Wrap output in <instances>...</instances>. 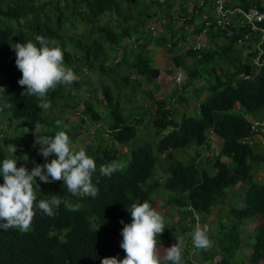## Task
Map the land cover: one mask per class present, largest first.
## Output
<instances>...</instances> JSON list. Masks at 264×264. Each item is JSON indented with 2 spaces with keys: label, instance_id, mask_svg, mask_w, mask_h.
I'll return each mask as SVG.
<instances>
[{
  "label": "trees",
  "instance_id": "1",
  "mask_svg": "<svg viewBox=\"0 0 264 264\" xmlns=\"http://www.w3.org/2000/svg\"><path fill=\"white\" fill-rule=\"evenodd\" d=\"M178 1L0 0V88L5 90L0 89V115L13 122V128L19 133L13 137L0 130V143L17 146L15 156L20 164L17 167L24 166L31 172L45 160L39 154L40 146L35 144L36 137L54 136L55 132L63 130L72 142L86 129V121L99 123L100 120L99 133L96 130L97 144L83 147L96 163L91 179L99 190L98 195L94 198L72 196L63 181L42 183L37 177L36 182L33 181L36 204L53 195L61 198V204L53 209V216L34 206V217L27 231L0 229V264H101L103 258L111 257L122 260L126 253L120 247L124 226L120 221L131 223L128 210L133 203L148 201L155 208L154 193L162 188L168 194L161 202L182 211L183 218L187 215L193 220L192 214L205 215L217 205L224 204L228 198L226 189L238 183L244 186L242 203L239 206L229 203L223 209L229 223L218 222L217 249L203 251L201 255L208 259L219 254L213 264H231L230 256L233 257L242 243V223L254 222L247 260L250 264H264V182L255 180L258 166L252 164L262 156L255 154L252 144L247 141L254 131L244 118V115H251L258 123L262 122L261 134L264 135V68L255 71L251 66L249 57L253 56V51L241 60L236 46L229 39L214 50L212 47L219 36L217 32H210L211 47L199 58L190 48L181 52L184 45L190 44L188 36L200 30L203 20L197 21L192 9H187L185 3L188 0ZM201 1L206 8H198L197 15L211 18L212 0ZM259 3L256 0H231L230 5L247 8L255 4L264 11V4ZM174 4L177 5L174 7ZM76 17L88 25L78 34L68 31V25L73 26ZM186 25L191 31H182L178 35L177 32ZM261 25L264 27V21ZM149 26L153 28L149 29ZM155 29H160L161 33L159 39L153 40L154 45L169 44L164 50L168 60L166 73L171 74L173 67H180L186 73L183 89L178 88L177 97L169 90L159 96L153 91L159 71L152 66L153 58L147 55L152 49H147V45ZM37 35L52 42L50 46L62 49L65 65L77 78L81 77L84 68L97 74V85L89 89V93L75 92L80 89V82L90 86L84 76L80 81L76 79L67 84L71 90H64L63 84L49 90L46 97L51 104L49 110L55 108V113L49 116L48 110L38 106V98L26 93V86L18 84L22 73L16 67V53L12 48L16 43H37ZM108 50L119 52L118 58H109ZM223 64L229 68L225 65L223 68ZM119 69L123 72L118 74V81L102 82L101 77L111 76ZM132 70L140 75L146 74L141 80L146 85L151 83V88H141L140 79L132 80ZM170 82L171 85L174 83L171 79ZM122 87L128 91L122 92L123 102L140 109L135 119L123 113L124 106L119 102ZM186 87L190 88L193 106L187 112H177L175 101L184 99ZM96 90H99L100 97L96 96ZM139 97L142 104L137 102ZM171 98L175 101L170 102ZM97 103H103L106 114L97 109ZM235 107L241 112H234ZM75 108L80 114L77 123L71 122L68 115ZM57 120L62 121V126L57 127ZM68 123V127H63ZM146 123L153 129L156 154L152 152L151 141L143 142L128 148L124 163V155L117 154L115 146L133 144L131 141L138 129L148 127ZM37 125L44 130L35 132L36 136L29 139L28 135ZM70 126L73 131H69ZM208 137L218 139L219 148L214 156L206 158L210 163L204 166L197 160V150L207 145ZM19 147L29 149L32 158L24 157ZM176 150H191L193 156L187 161L178 160L174 157ZM160 155L166 160L165 165L161 164L162 177L154 173ZM9 156L5 149H0V162ZM55 158L49 156L45 163ZM112 161L120 162L122 169L110 177L102 175L100 166ZM65 201L79 204L80 208L70 211L65 207ZM164 227L161 235L171 232L170 225L164 224ZM180 228L188 235L193 231L185 226ZM161 235L157 241L161 240Z\"/></svg>",
  "mask_w": 264,
  "mask_h": 264
},
{
  "label": "clouds",
  "instance_id": "2",
  "mask_svg": "<svg viewBox=\"0 0 264 264\" xmlns=\"http://www.w3.org/2000/svg\"><path fill=\"white\" fill-rule=\"evenodd\" d=\"M150 27L153 28V26H149V29ZM36 42L39 46L37 43L28 41L23 44L16 43L12 48L16 53V67L22 73V78L18 84L22 87L26 86V93L37 97L40 101L38 106L47 110L51 107L50 102L46 99L49 90L54 89L59 84H70L77 77L74 71L65 65L63 51L60 47L50 46L52 42L40 35L36 36ZM213 46L214 50L219 49L217 48L219 46L217 41ZM234 46L236 48L247 47L248 52L253 51V56L255 55L253 43L247 46L235 44ZM262 50L264 54V49L262 48ZM236 51L239 54V50ZM253 56L249 57V61L255 71L264 68V66L256 67L252 64L251 58ZM170 79L174 82L172 78ZM247 116L244 115V118L250 122L251 126L256 123L253 128L250 126L254 134H261L260 124L262 122L258 123L257 120L254 121ZM56 125L57 127L62 126V121L57 120ZM63 127L66 128L67 125H63ZM35 144L40 146L39 154L45 160L49 156L56 158L43 165H36L31 172L24 166L17 167V157L15 156L18 150L17 146L11 143L6 146V151L10 156L0 162V177L3 178V183L0 184V229L18 228L21 231H27L34 217V206H38L48 216L55 215L53 209L60 206L61 198L53 195L50 196L49 200H40L37 205L33 188V181L36 182L37 177L42 183L63 181L67 192L72 196L94 198L98 195L99 190L93 186L91 179L92 174L96 171L94 159L87 155L83 147L77 149L65 131H57L54 136L36 137ZM25 157L27 158V156ZM122 167L120 162L112 161L101 165L100 172L102 175L110 177ZM65 207L70 211H77L80 205L65 201ZM128 211L130 212L131 223L124 224L122 220L120 221L124 225L121 231L122 242L120 247L126 253L125 258L122 260L116 257L103 258L101 264H167V262L180 264L184 243L182 238H177L176 244L164 249L163 257L158 252L157 237L165 229L162 215L148 201L133 203ZM189 236L193 246L197 249H206L211 245L207 236V226L195 227Z\"/></svg>",
  "mask_w": 264,
  "mask_h": 264
},
{
  "label": "rangeland",
  "instance_id": "3",
  "mask_svg": "<svg viewBox=\"0 0 264 264\" xmlns=\"http://www.w3.org/2000/svg\"><path fill=\"white\" fill-rule=\"evenodd\" d=\"M175 1H178V0H173V2H175ZM260 1L262 2L261 4H264V0H260ZM175 5H177V4H174V7H175ZM68 26H69L68 31L70 33H77V34L82 33L85 30V27H88L87 24L85 25V24L81 23V21H80V19H78V17H76L74 19V25L73 26H71V25H68ZM186 28H187V25L184 27L183 30L180 29L177 32L178 35L182 31L187 32L188 30ZM160 33H161L160 29H155L153 32H151V34H150L151 39H150L149 45H147V49H150V50L152 49L151 51L148 52L149 54H147V55L150 58L152 57L153 60L155 59L156 55H159L157 53L161 54L162 52H164L165 49L168 48L167 45H164V44L160 45V43H159L160 46L154 45L153 40L156 38L159 39ZM175 39H178V37H176ZM188 39L190 41V35L188 36ZM66 48L69 49V45H66ZM184 50L182 49V51H184ZM246 53H248V48L247 47H241V49L239 50V54L242 57L241 60L246 58ZM118 56H119V52L115 53L114 51L108 50V57L109 58H113V57L118 58ZM127 60L129 61L130 59L127 58ZM189 60H188V62L191 63V60L190 61ZM224 65L225 64H223L221 66L224 68ZM152 66H154V62L152 64ZM155 67L158 69V67L156 65H155ZM226 67L229 68V66H226ZM121 71L123 72V69H119V70L113 72V74L111 76L110 75H104L103 77H101L102 82L109 83V79H116V81H118V79H117L118 74H121L122 73ZM177 71H179L181 73V80L178 81V83L172 82L173 84L171 86V91H170V94H172L173 96H176V97H177V94L179 92L178 88L182 87V89H183V84L187 78L185 71H183L179 67H173L171 74L174 75L175 72H177ZM171 74H169V76L166 77L167 80L172 78ZM130 75H131L130 78L132 80L140 79L139 81H141L140 82L141 88H146V86L148 84L146 85L145 82L143 80H141L142 78H145L147 76L146 74L140 75V74H137L135 70H132ZM80 76L82 78L84 76V79H87L89 81L90 86L82 85V83L80 82V85H81L79 87L80 89H77L76 91L75 90L74 91L79 92L82 90V93H89L88 90L91 89L93 86L97 85V80H96L97 74H94L92 72H88V70L86 68H84ZM80 78L78 77L77 80L80 81ZM199 78H201V77H199ZM131 83H133V81H131ZM109 84H111V82ZM175 84H177V85H175ZM148 86H149V88H151L150 85H148ZM126 87L128 88L129 86H126ZM112 88H113L114 92H115V90L117 91L115 86ZM127 88H125V89L127 90ZM66 89L71 90L72 87L65 85L64 90H66ZM125 89H124V87H122L119 91L120 92V101L119 102H120V104L122 103V106H124L123 113L127 114V116L130 119H135L139 116L140 109L136 110L135 108H133L132 103L130 105H128L127 103L123 102L124 101V93L122 94V92L126 91ZM157 89H158V87L154 88L153 91H155L156 94L158 95L161 93V90L158 93L157 91H159V90H157ZM183 92L185 93V97L183 100L175 101L173 98H171V100H170V102L175 101V106L177 108V112L189 111L191 109V106H193V103H194L190 88L186 87V89H184ZM95 93H96L97 97H100L99 90H96ZM126 93H128V91H126ZM137 102H138V104H142V102H143L142 98L139 97ZM97 109L101 112H104V114H106V111H105L106 108L103 105V103H97ZM47 110L50 112L47 114V116L51 115V113H55L54 107H52L51 110H49V109H47ZM66 110H69V109H66ZM72 111H73L72 113L68 114L70 121L77 123V120L80 117V114H77L75 111H78V108H75ZM235 111L237 113H240L241 109L239 107H235L234 112ZM64 114L67 118V112L64 111ZM245 116H247V115H245ZM0 119H2L0 121V130H4V134H6L7 136H13V137H17L19 135L18 130H15L13 128L14 123L7 120L5 115L4 116L0 115ZM251 119L254 121L257 120L256 117H252V116H251ZM145 121L148 122L147 118ZM86 123H87L86 129L84 128L85 130L82 132V134L80 133V135H77L76 138L71 142L73 145H75L77 147V149L79 147H84L88 144H90L91 146H93L92 144H94V143L97 144L98 135L96 133V130L99 133L100 128H98L99 127L98 125H100V120H99V123L98 122L90 123L88 121H86ZM68 125H69V123L67 124V127H68ZM147 126L148 127L146 129L141 128V127H140L141 129L140 128L138 129V132H137L138 134L131 141L133 144H129V145L117 144L115 146L117 154H119L120 156L124 155V163H125L126 158H127L128 148L130 149V146L136 147L137 145H139L143 142L151 141L150 144H151L152 152H153V154H156L155 147H154L155 138H153V135H152L153 129H152V127H150L149 124H147ZM41 130H44V128L36 127L34 132L31 135H28L29 137L28 136L27 137L29 139H32V138H34V136H36L35 132H39ZM71 130L73 131L72 127L70 126L69 131H71ZM81 130H83V129H81ZM26 133L27 132L25 131L24 137H26ZM0 138H1V134H0ZM105 138H106V143H109L110 142L109 139H107V137H105ZM259 142H262V140ZM1 148L6 150V146H3L0 143V149ZM218 148H219L218 139L209 137L207 140V145L204 147H201L199 149V151L197 150V152L199 154V159H197L198 162L204 166H207V164L210 163V160L206 159V158L214 156L217 153ZM19 149L20 150L22 149V155L24 157L27 156L28 158H32V156L29 154V151H28L29 149L27 150L26 148H20V147H19ZM252 149H253V152L255 154L260 153V155L262 156V158H260L259 161L256 160V162L253 161V163H252L254 165V167L258 166L257 171L255 170L256 173H254V178L258 179V181L264 182V179L263 180L261 179L262 178L261 174L264 173V171H261V169H260L262 167L264 168V140L257 147H252ZM192 153L193 152L191 150H176V154L174 155V157L178 160H181V161H187L190 156H193ZM163 158L164 157H162V155H160V157L158 158V161H157V166L159 169L157 168L156 170H154V173L156 174V176H159V177H162V174H163L160 171V169H162L161 164L162 165L166 164V160H164ZM45 161L46 160H43L41 162V165H43L45 163ZM19 165H20L19 160H17V166H19ZM239 184L240 183L236 184L232 188L226 189V193L228 195V198L225 199L224 204L217 205L216 207L212 208L208 214H205V215L204 214L200 215L197 213L192 214L193 220H191V217L187 216V215L185 218H183V212L182 211L180 212V210L176 209L175 207L170 208V206H167L165 202H161L162 199L165 200V198L168 194L166 190H163L162 188H160L158 191H156L154 193V200H155V208L154 209L162 215V217L164 218V224H168L171 226V232H168L164 235H161L163 237L161 238V240L159 239V241H157L158 252L161 255V257H163V255H164V249L170 248L171 246L176 244L177 238H182L184 243L182 245V259H181L180 264H213V263H210V262H212L211 259L203 258L201 255V252H203V251L209 252L210 249H213V250L217 249L216 248V238L218 236V232H217L218 222H219V220H222V222H224V223H229V220L226 219V216L224 214L223 209H225L229 203H232L233 205H237V206H239L242 203L240 198H242L241 196L243 194L244 186L243 185L239 186ZM239 201H240V203H239ZM254 224H255L254 222H243L242 223V226H243L242 232H241L242 243L240 246V250H237L234 253L233 257L230 256L229 259H230L231 264H250L249 261L247 260V256H248V252H249L248 242H252V236H253V232H254V230H253ZM178 225H180V227L185 226V228L193 229V230L197 226H200L201 228L207 226V236H208L209 240L211 241L210 247H208L206 249L195 248L193 246L191 237L186 232H184V230H182ZM206 261H208V263ZM167 264H171V262H167Z\"/></svg>",
  "mask_w": 264,
  "mask_h": 264
},
{
  "label": "built area",
  "instance_id": "4",
  "mask_svg": "<svg viewBox=\"0 0 264 264\" xmlns=\"http://www.w3.org/2000/svg\"><path fill=\"white\" fill-rule=\"evenodd\" d=\"M185 5L188 10L192 9L191 13L196 15L197 21L202 19L203 22L198 32L190 34V44L185 45L183 50L190 48L195 53L196 58H199L204 50L211 47L210 32H217L219 34L216 38L218 45L223 43L225 39L233 41V44L237 46H247L253 43L255 55L251 58L252 64L256 67L264 66L261 48L264 40V28L261 25L264 21V11L254 4L242 8L231 6L230 0H212L210 3L212 15L211 18L207 19L197 15L198 8L204 7L201 0H188ZM183 18L180 19L183 20ZM190 28L187 26L188 32L191 31ZM150 29L152 28L150 27ZM167 46L169 47V44ZM172 79L178 83L181 80V73L175 72ZM255 124L253 123L251 127L253 128Z\"/></svg>",
  "mask_w": 264,
  "mask_h": 264
},
{
  "label": "crops",
  "instance_id": "5",
  "mask_svg": "<svg viewBox=\"0 0 264 264\" xmlns=\"http://www.w3.org/2000/svg\"><path fill=\"white\" fill-rule=\"evenodd\" d=\"M262 2L260 1V3H259V5H262L261 4ZM158 23H156V25H157ZM241 49V47H239V48H236V50H240ZM157 54H159V55H156L155 56V59L152 61V64H153V62H154V66L156 65L157 67H158V74H157V77H156V83H157V85H156V87H158V90L159 91H157L158 93L160 92V90H161V92H165L166 90H169V91H171V82H170V79H166V77H168L169 75L166 73V70H165V68H167L168 67V60H167V57H166V55H165V53L164 52H162L161 54L160 53H157ZM160 65V66H159ZM148 85H150L151 86V83L150 84H148ZM147 85V87H149ZM248 118H251L250 116H247ZM262 140V142H263V140H264V136L263 135H261V134H259V133H255L254 135H253V137H251L249 140H247L249 143H251L252 144V146L253 147H257L258 145H260V143H262V142H259V141H261ZM261 169V171H264V168L262 167V168H260ZM261 176H262V180L264 179V173H262L261 174ZM255 180H258V179H255ZM248 244H249V248H248V250H249V252H248V254L250 253V250H251V247H250V242H248ZM240 250V249H239ZM216 256V257H215ZM214 257H212V258H208V259H211L212 260V262H210V263H213L215 260H217L218 258H219V254H216ZM207 263H208V261H206Z\"/></svg>",
  "mask_w": 264,
  "mask_h": 264
}]
</instances>
